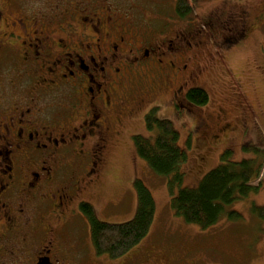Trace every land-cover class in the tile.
Here are the masks:
<instances>
[{"label":"flooded vegetation","instance_id":"1","mask_svg":"<svg viewBox=\"0 0 264 264\" xmlns=\"http://www.w3.org/2000/svg\"><path fill=\"white\" fill-rule=\"evenodd\" d=\"M28 1L11 2L29 16L27 22L12 16L11 31L0 9V264H67L74 258L71 228L84 218L82 206L91 205L82 195L106 180L119 135L137 115L146 125L157 113L154 97L165 74L189 84L204 71L194 44L166 35L172 17H151L140 4ZM229 4L205 21L215 28L212 48L241 49L235 45L254 31L247 14L228 12ZM157 21L167 24L157 31ZM194 88L206 91L187 85L168 99L176 115L195 106L187 97ZM193 127L204 132L208 122L201 118ZM217 127L214 143L230 142L237 128L228 121ZM245 139L260 141L253 130Z\"/></svg>","mask_w":264,"mask_h":264},{"label":"rangeland","instance_id":"2","mask_svg":"<svg viewBox=\"0 0 264 264\" xmlns=\"http://www.w3.org/2000/svg\"><path fill=\"white\" fill-rule=\"evenodd\" d=\"M21 1L30 3L28 0ZM124 1L131 8L140 4L151 17H172L169 24L155 22L157 31L162 29V24H167L166 35L174 37L178 33L182 34L198 49L199 66L204 71V77L202 75L190 80L188 84L180 76H174L173 80L165 74L160 79L162 89L154 97L161 104L155 114L156 118L173 123L179 132L178 144L187 153V160L182 167V187H197L202 178L222 162L226 150H230L226 153L231 161L255 157L258 152L253 147L257 148V140L252 139L251 143L245 142V138L253 130L264 140V19L261 17L264 16V0H232L233 4H229L228 12L235 10L237 16L245 12L246 22L254 30L245 43L235 45L237 48L241 46V49L230 50H225L227 44L225 46L221 43H218L217 48H212L210 42L213 39L210 37L215 28H209L205 22H208L210 13L227 0H198L190 18L176 14L177 0H119L121 3ZM11 2L16 4L19 0H0L2 15L8 19L2 25L8 31L13 29L10 22L12 16L23 17L26 22L29 20L28 9L14 7L15 4ZM40 2V5L55 3L54 0ZM9 14L12 15L9 17ZM259 23L261 27L257 29ZM193 84L206 89L209 102L202 106L191 102L195 106L185 109L190 113L176 115L168 99L179 88L184 91L187 85ZM201 118L208 122L204 132L193 127V123L199 122ZM139 119L137 115L134 122L127 125V131L119 135V145L111 147L112 157L106 167V180L89 188L82 196L90 200L99 220L124 223L136 214L138 196L135 181H142L151 192L156 207L150 232L121 258L112 260L108 255L96 252L87 218L78 216L71 228L69 242L74 258L66 263L264 264V179L259 192H252L228 204L224 216L217 224L207 228L189 224L172 210L168 177L156 174L136 153L133 136L150 138L156 134V131L149 133L146 130L144 118L143 121ZM224 121L237 127L231 134L232 140L227 142L221 139L214 143L213 136L218 134L217 126ZM241 122L243 125H240ZM229 134L230 131L224 133V137ZM260 146L259 150L264 149V145ZM260 211L263 215L259 214ZM230 212L238 213L239 217L231 219L228 217Z\"/></svg>","mask_w":264,"mask_h":264},{"label":"trees","instance_id":"3","mask_svg":"<svg viewBox=\"0 0 264 264\" xmlns=\"http://www.w3.org/2000/svg\"><path fill=\"white\" fill-rule=\"evenodd\" d=\"M198 0H177L175 12L179 17L190 15ZM189 101L198 106L208 102V94L202 88L191 89ZM146 129L156 131L153 137L135 135L133 142L137 155L156 174L168 177V191L171 207L175 215L189 224L207 228L217 224L226 212V206L236 200L259 192L263 186L264 153L254 148L255 157L241 161H231L229 154L222 156V162L209 171L197 187H182L184 172L182 167L187 153L179 144V133L167 119L155 115L146 117ZM138 208L134 218L124 223H108L97 218L92 205L82 206L91 228V239L99 255L119 259L144 239L155 218V202L151 192L140 181H135ZM178 189L177 193L176 190ZM263 215V212H259ZM228 217H239L236 212Z\"/></svg>","mask_w":264,"mask_h":264}]
</instances>
